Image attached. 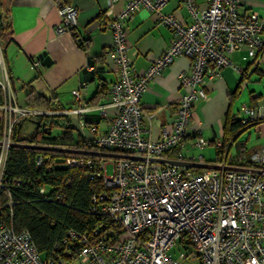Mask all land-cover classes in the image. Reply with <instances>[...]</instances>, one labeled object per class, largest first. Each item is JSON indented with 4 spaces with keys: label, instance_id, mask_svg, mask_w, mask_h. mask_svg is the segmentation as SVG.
I'll return each mask as SVG.
<instances>
[{
    "label": "built area",
    "instance_id": "obj_1",
    "mask_svg": "<svg viewBox=\"0 0 264 264\" xmlns=\"http://www.w3.org/2000/svg\"><path fill=\"white\" fill-rule=\"evenodd\" d=\"M118 0H107L100 26L112 36V62L116 79L111 83L108 102L102 109L113 114L106 130L96 134L92 129L90 144L99 151L144 157L143 161L112 159L101 161L95 174L107 192L93 196L95 212L117 225L121 234L113 241L95 229L91 235L74 231L67 233L62 245L70 254L69 242L80 243L77 258L85 264H264V148L248 150L243 142H231L234 154H221L222 166L259 170L260 173L225 170H200L151 162L167 159L203 163L202 157L186 160L181 153L171 159L169 154L182 150L190 142L202 150L210 144L202 137L194 117V106L207 100L201 88L205 81L221 78V70L230 67L243 75L230 56L242 53V61L264 66V17L257 12H239L241 0H206L199 10L195 0H185L192 22L187 25L173 14H164L166 0H125L122 10L114 13ZM60 24L57 34L70 33L77 25V10L71 4H59ZM152 13L157 21L171 31V41L159 58L149 67L136 72L129 57L126 24L138 9ZM1 51V50H0ZM189 60L187 71L178 74L181 95L170 122L158 139L144 136L143 119L147 116L140 100L151 80L159 76L175 58ZM40 65L38 59L29 63L31 70ZM6 62L1 52L0 89V191L8 190L2 180L4 162L13 143V128L41 111L19 106L10 93ZM80 87H84L81 85ZM71 94L80 103L74 113L87 111L82 106L79 90ZM240 122L248 127L264 122V102L240 107ZM218 143L216 147H220ZM48 157L38 154L35 165L41 167ZM92 160L69 157L62 160L68 168L91 167ZM249 165V166H246ZM110 167V174H108ZM45 187L38 189L41 195ZM9 195V194H8ZM0 202V264H65L46 258L33 245L26 230L16 231L11 209L4 215ZM179 242L183 247L176 258L171 251Z\"/></svg>",
    "mask_w": 264,
    "mask_h": 264
},
{
    "label": "crops",
    "instance_id": "obj_2",
    "mask_svg": "<svg viewBox=\"0 0 264 264\" xmlns=\"http://www.w3.org/2000/svg\"><path fill=\"white\" fill-rule=\"evenodd\" d=\"M124 2L125 0L117 1L113 7L114 13L122 10ZM68 3L77 10V25L72 32L59 35L55 32L60 24L57 0H0L1 13L11 27L12 40L4 48L11 76L10 93L19 106L25 107L28 106V96L31 100L43 96L45 104L51 106L50 111L42 108L34 110L43 112V116L68 121L86 140H90L93 136L91 130L95 129L96 134L103 133L113 114L110 108L102 109L108 102L110 85L116 79L111 55L112 36L99 24L107 9V0H68ZM195 3L199 10L206 8V0H195ZM249 11L264 17V0H241L239 12L246 14ZM162 12L173 14L184 24L192 22L185 0H166ZM126 29L129 57L138 73L146 70L161 56L172 37L166 26L142 8L127 22ZM80 40L86 46L85 49L79 47L77 41ZM42 52L49 56V66L38 59ZM241 57L242 53L230 56L233 63L244 71V79V74L240 75L226 67L221 70L220 79L205 80L201 84L207 100L195 104L194 117L203 138L210 145L217 146L230 137L224 129L226 119L227 116L234 120L240 119L241 116L237 114L240 103L255 106L264 102V91L260 92L255 85L264 76L260 77L254 71L258 66L253 61L244 62ZM33 59L40 61L36 70L29 68ZM88 59L94 61L95 67L102 69L92 82L82 84L78 73L85 67ZM188 67L189 60L178 56L159 76L149 82L140 100L143 111L150 116L149 120L146 117L143 119L144 136L158 139L162 129L170 122L181 95L177 76L180 72L187 71ZM258 68L264 73V66ZM252 79L254 84L252 82L249 85ZM81 85L84 87H80ZM79 87L82 106L87 111L74 113L79 109L80 103L71 91ZM36 118L40 119L39 116ZM30 119L27 121H32ZM41 121L44 123L45 119ZM251 128L258 136H264V122H256L243 129L238 137ZM191 145L188 142L186 146H190L189 149L185 146L181 151L169 154V157L174 159L181 153L186 160L201 156L204 163H215L216 156L207 159L201 155V150L192 148ZM65 264L85 263L75 257L66 259Z\"/></svg>",
    "mask_w": 264,
    "mask_h": 264
},
{
    "label": "trees",
    "instance_id": "obj_3",
    "mask_svg": "<svg viewBox=\"0 0 264 264\" xmlns=\"http://www.w3.org/2000/svg\"><path fill=\"white\" fill-rule=\"evenodd\" d=\"M67 4L68 0H59V4ZM12 40L11 27L1 13L0 4V48L5 59L4 48ZM79 47L85 49L83 42L77 41ZM6 62V60H5ZM7 65V62H6ZM7 75L11 84V76L8 65ZM254 71L260 76L264 73L255 67ZM243 79L245 77L242 76ZM31 93V92H30ZM29 93V94H30ZM3 101V93L0 89V104ZM28 108H42L50 111L49 104H45L43 96L34 100L28 96ZM34 131L28 136L20 134L22 122L13 128L12 140L15 143L30 144L34 146H55L78 151H99L88 142L68 121L61 125L51 122V116H39ZM45 122L42 123V119ZM54 127H60L61 133L52 135ZM1 128V124H0ZM246 127L240 120H234L227 116L225 131L227 137L220 147H216V161L220 162L221 154L230 151L231 142L237 140L239 133ZM43 154L48 157L41 167L35 165V157ZM69 157H83L92 160L91 167L68 168L61 165L62 160ZM109 158H98L85 155L63 154L59 152L37 151L23 148H10L8 150L3 171L2 180L5 182L8 194L0 191V202L8 203L3 207L4 215L11 209L13 212L12 226L16 231L26 230L36 250L46 258L58 261L77 257L80 243L69 242L70 254H65V246L62 242L69 231L81 235H91L97 229L101 236H107L113 241L118 240L121 234L120 228L111 222L106 216L95 212L92 208L96 205L93 196L104 195L107 190L102 181L95 176L99 171L101 161H111ZM249 166V165H246ZM194 173L200 170L191 169ZM45 187L46 193L41 195L38 191Z\"/></svg>",
    "mask_w": 264,
    "mask_h": 264
},
{
    "label": "water",
    "instance_id": "obj_4",
    "mask_svg": "<svg viewBox=\"0 0 264 264\" xmlns=\"http://www.w3.org/2000/svg\"><path fill=\"white\" fill-rule=\"evenodd\" d=\"M38 59L42 61L45 66H49L51 64V60L46 52H42L38 55ZM101 67H95L94 61L88 59L84 68H82L78 73L79 82L82 84L92 82L95 75L101 72ZM11 148H23V149H31L37 151H47V152H59L63 154H73V155H85V156H93L98 158H109V159H128L135 161H143L144 157L120 154V153H112V152H104V151H78L72 150L68 148L55 147V146H34L30 144H22V143H11ZM151 162L164 163L172 166L185 167L190 169H201V170H225V171H235V172H247V173H260L259 170L244 168V167H236V166H222L216 163H198V162H190V161H175V160H167V159H149Z\"/></svg>",
    "mask_w": 264,
    "mask_h": 264
},
{
    "label": "rangeland",
    "instance_id": "obj_5",
    "mask_svg": "<svg viewBox=\"0 0 264 264\" xmlns=\"http://www.w3.org/2000/svg\"><path fill=\"white\" fill-rule=\"evenodd\" d=\"M0 50H1V48H0ZM0 57H1V51H0ZM253 81L254 80L252 79L249 82L250 84L249 83L248 84L251 85ZM253 84H254V82H253ZM255 85L257 86V88H259V91L260 92L264 91V78H262V81L260 83L259 82H256ZM241 106H242V104L240 103V105L238 107H241ZM239 110H240V108H239ZM235 112H236V110L233 113H235ZM237 114L241 116V112L240 111L237 112ZM0 119H1V117H0ZM30 120H32V121H27V120H23L22 121V125L23 126L22 125L21 126L23 127V129L20 132V134L22 136H28V135H30L34 131L35 126H36V122H38V118L32 117V119H30ZM63 121L64 120H58V118H53V119L49 120V123L55 122V123H58V125H59V123H63ZM60 133H61V130L58 127H54L53 128V130H52V135L53 136L54 135H57V134H60ZM202 137H203V135H202ZM237 142H243V143H245V146H246V148L248 150H250V149H256V148H261V147H264V136H258V134L255 132V130L253 128H251L250 130L243 132L237 138V140H236L235 143H237ZM186 147H187V149L190 148V146H186ZM215 148H216L215 145L208 144L207 146H205L200 151V153H201V155L205 156V158L212 159V158H214L216 156L215 155L216 154ZM234 152H235V147H231L230 148V153L231 154H234ZM107 170H108V174H110V167H108ZM183 250H184L183 247L180 245L179 242H177L175 244V246L173 247V249L171 251V254L173 255L174 258H176L177 255H178V253L180 251H183Z\"/></svg>",
    "mask_w": 264,
    "mask_h": 264
}]
</instances>
